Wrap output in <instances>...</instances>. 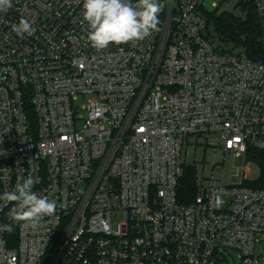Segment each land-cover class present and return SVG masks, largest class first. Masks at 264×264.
Wrapping results in <instances>:
<instances>
[{
  "label": "built area",
  "instance_id": "2783aa9c",
  "mask_svg": "<svg viewBox=\"0 0 264 264\" xmlns=\"http://www.w3.org/2000/svg\"><path fill=\"white\" fill-rule=\"evenodd\" d=\"M158 2V31L101 51L82 0H11L0 12V195L31 175L57 203L32 224L0 200V225L14 228L0 231V264H230L232 251L255 263L264 188L243 184L258 177L197 176L188 205L177 190L187 139L236 158L264 151V63L224 48L206 15L208 4L252 5L264 58V0ZM21 18L34 34L12 31Z\"/></svg>",
  "mask_w": 264,
  "mask_h": 264
},
{
  "label": "clouds",
  "instance_id": "9594fccd",
  "mask_svg": "<svg viewBox=\"0 0 264 264\" xmlns=\"http://www.w3.org/2000/svg\"><path fill=\"white\" fill-rule=\"evenodd\" d=\"M11 0H0V12L11 8ZM82 20L87 24V41L97 51L110 44L139 42L159 30V14L163 5L158 0H82ZM17 36L32 35L36 29L26 19L12 25ZM34 178L29 175L17 181L14 190L5 191L0 200L14 202L16 222L38 223L56 213L57 203L33 190ZM0 231L11 233L12 224L0 225Z\"/></svg>",
  "mask_w": 264,
  "mask_h": 264
},
{
  "label": "trees",
  "instance_id": "16d2710c",
  "mask_svg": "<svg viewBox=\"0 0 264 264\" xmlns=\"http://www.w3.org/2000/svg\"><path fill=\"white\" fill-rule=\"evenodd\" d=\"M211 28L212 37L220 41L224 48L245 49L249 55L251 42L257 40L261 33L260 20L252 5H243L241 13L216 12L206 13ZM246 159L260 169V175L255 181H249L244 186L264 188V151L249 148ZM196 169L194 166H184V173L177 190L178 201L181 204H191L197 195Z\"/></svg>",
  "mask_w": 264,
  "mask_h": 264
},
{
  "label": "rangeland",
  "instance_id": "374dc122",
  "mask_svg": "<svg viewBox=\"0 0 264 264\" xmlns=\"http://www.w3.org/2000/svg\"><path fill=\"white\" fill-rule=\"evenodd\" d=\"M159 1V0H158ZM207 9L209 12H215L212 9L211 4H208ZM220 13L228 10L229 12H235V5L220 4ZM85 101L80 100L78 104H83ZM86 112L79 109L78 115L85 116ZM185 146L183 150V160L187 165L194 166L198 177L205 178V185L216 184L223 186L226 184H236L239 182L236 177L237 172H243L246 168L252 178H257L260 175V169L253 162L248 161L245 158H236L231 153H225L221 147L218 149L207 146L204 141L190 138L185 140ZM252 180H246L249 182ZM255 181V180H253ZM260 243L257 246V256L254 264H264V236H260ZM263 254V258H259V255ZM230 264H240V254L237 251H232L229 256Z\"/></svg>",
  "mask_w": 264,
  "mask_h": 264
},
{
  "label": "water",
  "instance_id": "95a60500",
  "mask_svg": "<svg viewBox=\"0 0 264 264\" xmlns=\"http://www.w3.org/2000/svg\"><path fill=\"white\" fill-rule=\"evenodd\" d=\"M250 53H251L252 58L255 61L264 63V58L259 55L257 44H256L255 40H252V42H251ZM260 257H262V255H260Z\"/></svg>",
  "mask_w": 264,
  "mask_h": 264
}]
</instances>
